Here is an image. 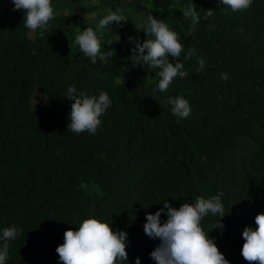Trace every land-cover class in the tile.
Returning a JSON list of instances; mask_svg holds the SVG:
<instances>
[{
  "label": "trees",
  "instance_id": "trees-1",
  "mask_svg": "<svg viewBox=\"0 0 264 264\" xmlns=\"http://www.w3.org/2000/svg\"><path fill=\"white\" fill-rule=\"evenodd\" d=\"M188 3L51 0L53 19L29 37L23 11L0 0V235L13 225L21 230L5 264H60L65 231L87 218L128 234L123 264L137 257L155 264L150 254L160 241L144 233L146 215L167 200L178 209L221 193L223 230H214L220 217L211 213L201 227L230 264H247L242 232L264 213V0L237 12L221 0H193L201 17L195 31L183 16ZM117 8L123 21L98 31L106 10ZM208 9L215 12L204 19ZM89 13L92 19L79 18ZM148 15L184 47L169 61L187 75L165 92L158 91L159 69L129 59V37L147 39L141 24ZM88 27L101 51L114 50L110 62L92 64L80 51L75 36ZM190 47L196 55L185 60ZM198 58L206 61L199 72ZM70 85L77 94L108 93L111 107L95 135L67 129ZM34 93L45 98L36 106ZM181 95L191 107L187 118L166 103Z\"/></svg>",
  "mask_w": 264,
  "mask_h": 264
},
{
  "label": "clouds",
  "instance_id": "clouds-1",
  "mask_svg": "<svg viewBox=\"0 0 264 264\" xmlns=\"http://www.w3.org/2000/svg\"><path fill=\"white\" fill-rule=\"evenodd\" d=\"M221 2L233 12H237L248 10L253 0H221ZM11 3L14 5L13 11H23V24L32 32L46 28L48 22L53 19L54 10L51 0H11ZM182 12L184 18H190V31H195L201 19L197 5L193 0H189ZM214 12L215 10L212 9L204 11L203 18L212 17ZM119 13V8L115 12L106 10V14L99 20L97 30L102 32L110 29L114 23L123 21ZM141 28L147 39L141 43L139 38L129 37V42L134 45L129 59L134 65H147L150 69H159L156 73L159 77L158 91L165 92L174 78L179 76L183 79L187 75L182 70L184 67L182 63L169 61V56L174 60L178 59L184 47L179 42L178 34L153 15L147 16ZM75 43L92 64H96L97 60L108 63L115 55L114 50L101 51V41L91 27L78 32ZM194 55L196 49L190 47L185 60L192 59ZM197 63L199 64L197 71H202L206 63L205 59L198 58ZM220 78L226 82L227 73L221 74ZM64 97L73 101L67 129L75 134L88 132L90 135H95L101 125L99 118L111 107L112 102L108 93L101 91L98 96L83 92L77 94V89L70 85ZM41 98L45 99L44 96ZM33 100L36 106L39 101L35 98ZM166 103L172 106L171 111L174 116L187 118L191 114L189 101L182 95L169 97ZM221 196L222 193L208 199L199 196L195 203H182L178 209L172 207L167 200L155 214L146 215L144 233L160 241L150 254L155 264H230L216 246L215 240L209 238L201 227V220L211 213L220 217L214 230L215 228L223 230L224 225L221 220L225 214ZM162 213L167 216L163 224L160 222ZM255 225V229L245 227L242 232L244 243L241 256L247 264H264V213L256 215ZM20 232L21 230L15 225L3 229L0 235V241H3L0 245V264H5L9 256V241L15 240ZM127 235L122 230L114 231L111 224L95 218H87L80 223L78 230L74 231L70 228L65 231L64 243L56 248V253L60 264H123L124 261H128ZM135 264H140L138 257Z\"/></svg>",
  "mask_w": 264,
  "mask_h": 264
},
{
  "label": "rangeland",
  "instance_id": "rangeland-1",
  "mask_svg": "<svg viewBox=\"0 0 264 264\" xmlns=\"http://www.w3.org/2000/svg\"><path fill=\"white\" fill-rule=\"evenodd\" d=\"M93 1H96V0H93ZM92 16H93V13H89V14L81 15L79 18H80V19H84V18L88 17L89 19H92ZM32 34H33L32 31H29V32H28V36H29V37H31ZM34 96H35V97H34ZM33 98H35L37 101H39V103L42 101L41 96H40L39 94H37V93H34L33 96H32V104H33V105H35V104H34V100H33ZM39 103H38V104H39ZM38 104H37V105H38Z\"/></svg>",
  "mask_w": 264,
  "mask_h": 264
}]
</instances>
